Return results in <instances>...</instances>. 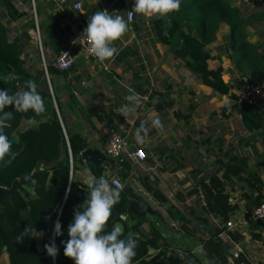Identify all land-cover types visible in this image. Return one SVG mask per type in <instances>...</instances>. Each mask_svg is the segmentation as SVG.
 Instances as JSON below:
<instances>
[{
    "label": "trees",
    "instance_id": "16d2710c",
    "mask_svg": "<svg viewBox=\"0 0 264 264\" xmlns=\"http://www.w3.org/2000/svg\"><path fill=\"white\" fill-rule=\"evenodd\" d=\"M19 2L31 7V0H0V7L4 11V14L0 13V18H6L7 24L19 22L27 15L18 9ZM35 11L38 19L43 17V22L38 25L42 48L46 47L47 38L56 58L61 51L57 48V39L54 35L58 24L43 14L36 1ZM249 23V20L243 18L236 9L221 0H181L178 12L163 18L153 16L149 30L155 42L166 47L174 57L181 59L184 67L195 76L200 85L209 87L222 96H228L234 103L232 108L241 115L243 127L249 131H261V143L264 145V113L250 110L245 104L238 102L236 94L230 93V85L223 81V68L211 70L208 67L210 53L207 47L213 43L219 25L225 24L229 30L226 51L233 68L248 82L264 84V53L259 52L258 47L249 42L247 33ZM33 30L35 24L30 20L24 27L22 36L10 41L7 28L0 20V90L8 89L11 94L23 88L26 80L31 79L38 83L37 78L27 68L13 64L9 58L12 54L22 55L23 45L30 42L28 32ZM36 51L39 54L38 48ZM43 55L50 78L61 77L68 86L72 79L73 86H78L79 76L75 75L74 65L69 71H60L54 68L53 60H47L45 53ZM72 74L74 76L71 77ZM51 88L57 111L53 108L51 116L45 113L42 117H36V123H29V118L34 115L31 111L23 114L15 113L14 106L5 108L6 112H12L15 117L8 121L5 131L14 141L13 151L17 154L7 166L0 165V188L9 189L15 180L19 181V185L18 190L11 196L0 197V264H75L74 260L64 255V242L69 239L67 229L74 216L68 214V205L73 203L80 206L87 198V184L77 177V172L84 167L93 178L103 175L110 180L112 177H118L123 183H128L131 178L133 168L125 162L117 171V162L110 158L109 169L94 167L82 161L81 152L89 148L86 139L76 127L69 128L65 123L66 117H74L80 113L81 108L71 88L67 90L68 99L65 106H62L52 82ZM170 89V86L166 87L167 95ZM38 90L45 101L53 102L49 88L39 86ZM150 98L152 99V96ZM164 106L166 103L163 100L152 105L158 113ZM97 111L88 112V115L96 114L99 121L105 118L110 127L118 128L119 117ZM98 113L104 115V118ZM184 118L187 121L190 119L189 116ZM43 119H46V122H43ZM261 155L264 158V150ZM263 160L261 159L258 166L264 165ZM37 163H41V167L33 174ZM218 167L219 172L221 171L220 177L217 171L207 181L203 179L198 181L188 191L187 195L196 204L199 203L200 196H203L207 211L221 218L223 222L228 221L230 214L238 210L236 204L230 203V195L226 192V185H232L233 180L241 185L242 190H246V193L242 194L245 208L252 209L264 201V194H261V191H264V183L249 170L246 158L238 159L227 154L223 161L218 162ZM139 182L158 204L168 203L167 197L152 188L147 177H141ZM249 188L256 192L254 197L248 195ZM177 199L183 201L184 196L179 194ZM64 200L65 204L61 209ZM128 203V195L123 189L120 191V201L113 209V216L106 231L119 224L124 229L122 238L131 235L137 240V255L132 264H201V261L189 252L190 257L187 259H181L172 253L168 256L160 249L163 238L156 227L146 218H136L129 213ZM166 213L171 221L180 222L179 227L187 236H192V232L200 233L203 237L201 242L203 249L213 264H250L245 256H239L232 262L228 260L227 251L223 249L220 238L223 230L210 227L206 218L194 216L193 220L186 219L171 204L166 207ZM155 214L157 215V212ZM48 217L51 219H47ZM57 220L62 225L63 233L58 237L54 235ZM27 225H33L43 235L31 239L26 237L22 242H18L17 237ZM141 227L145 228V234L140 231ZM258 227L256 224L250 228L251 237L262 242L261 235L253 233ZM228 235L235 241L242 237L236 231H230ZM50 240H55L59 249L55 259L50 257L44 248ZM262 244L264 246V242Z\"/></svg>",
    "mask_w": 264,
    "mask_h": 264
},
{
    "label": "crops",
    "instance_id": "0c3cea01",
    "mask_svg": "<svg viewBox=\"0 0 264 264\" xmlns=\"http://www.w3.org/2000/svg\"><path fill=\"white\" fill-rule=\"evenodd\" d=\"M35 1L41 2L39 9L46 17L52 18L58 24L54 35L57 39V48L61 51L73 47L75 38L83 34L88 18L96 11L108 10L110 13L124 16L127 20V14L134 6V0H69L71 4L75 1L82 2L81 12H75L67 7L57 8L47 0H34V4ZM221 1L236 9L243 18L249 20L248 40L257 46L259 52L263 54L264 0ZM31 11L33 12V9ZM34 12L36 14L35 10ZM152 18L135 15L132 23L128 22V32L115 42L119 54L114 60L106 61L110 69L108 72L100 70L91 58L82 53L75 56L73 65L76 67L75 75L79 76V83L76 87L73 86L74 82L70 78L69 85L71 87L61 77L50 78L47 73V79L44 70L38 69V72L32 74L37 78L38 84L42 88H48V84L51 87L52 82L62 101V106H65L68 99L67 90L70 88L73 90L81 111L74 117L66 118H69L72 128L76 127L79 130L89 147L103 150L104 136L110 125L104 115L98 113L104 118L99 121L96 114L89 116L88 112L95 113L99 110L119 117L118 126L123 127V130L128 134L130 147L133 150L142 149L148 158L146 164L154 168L152 171H147L144 164H139L133 167L131 173L138 181L141 177H147L152 188L159 190L167 199L173 195L174 199L179 202L177 199L179 194L189 197L187 189V191L191 190L202 179L207 181L212 175L214 167L212 169L208 166L201 167V164L195 171V164L199 161L200 163L205 162L206 157H213L215 153L219 156L217 159H221L220 161H223L222 158L227 154L238 159L246 158L249 170L254 172L257 179L264 183V165L258 166L261 159H264L261 155L264 145L261 143L262 137L257 136L258 131L246 130L241 124V119L237 117V112L232 108L234 103L228 96H222L209 87L200 85L195 76L184 67L181 59L174 57L166 47L155 42L149 30ZM37 20L39 25L43 22V17L37 18ZM228 41V27L225 24H220L213 43L207 47L210 53L208 67L211 70L218 67L223 68V81L230 85V93L235 94L247 80L237 73L228 58L226 51ZM42 52L45 53L47 60L55 59L47 38L46 47L42 48ZM9 58L11 59V55ZM41 58L44 60V55ZM129 74H131L130 77ZM70 76L72 77L74 74ZM81 82H84L85 86H82ZM167 86L171 87L168 95L166 94ZM130 89H134L139 94L141 103L135 112L124 117L121 109L127 103L124 98L130 94ZM162 100L166 106L158 113L152 105L160 103ZM156 116L164 124L163 131L151 127V120ZM186 116L190 117L188 121L184 118ZM141 123L149 127L148 141L144 145L138 144L135 139V130ZM208 140L210 143H207ZM149 158L153 164L148 162ZM205 170H208L207 174L204 173ZM77 177L87 184L92 176L89 170L83 167L77 172ZM232 182V185H226V192L236 198L235 200L230 199L231 202L233 201L231 204H236L240 209L245 204L242 194L246 193V190H242L241 185L236 184L235 180ZM261 194H264L263 190ZM248 195L254 197L256 192L249 188ZM190 199L192 198L190 197ZM160 205L165 206V204H159L158 209H160ZM157 216L154 217L157 219ZM166 216L167 224L164 223L165 220L154 221L151 216L146 219L156 227L162 236L161 245L166 250L172 248L186 249L185 251H187L188 247L185 243L188 241L178 239L177 235L168 228L171 220L167 213ZM250 226L251 228L255 227L251 224ZM140 231L145 234L144 227H141ZM234 231L236 229L231 232ZM253 233L260 234L262 242H264V231L260 226L253 230ZM245 241L242 236L235 242L244 244ZM254 241L260 244L264 250L262 242ZM262 255L264 256V253ZM245 257L250 264H263L254 260L249 254Z\"/></svg>",
    "mask_w": 264,
    "mask_h": 264
},
{
    "label": "clouds",
    "instance_id": "9594fccd",
    "mask_svg": "<svg viewBox=\"0 0 264 264\" xmlns=\"http://www.w3.org/2000/svg\"><path fill=\"white\" fill-rule=\"evenodd\" d=\"M180 7L181 0H134V6L129 11V18L133 15L163 18L178 12ZM128 30L129 24L124 16L110 13L108 10H98L88 18L87 27L81 38L89 43L90 53L103 63L114 60L119 54L115 42L120 40ZM38 89V83L30 79L24 82L23 88L14 93L9 94L8 89L0 90V165L7 166L17 154L13 151L14 141L5 131L8 121L15 117L12 112H6L5 108L14 106L15 113L23 114L31 111L34 115L29 118V123H36L35 118L42 117L47 110L45 100ZM129 91L130 94L124 98L127 103L121 109L124 117L135 112L141 103L139 94L134 89ZM151 127L160 131L164 130V124L158 116L151 120ZM148 132L149 127L144 123L136 128L135 139L138 144L147 143ZM33 183H35L34 180ZM86 187L87 198L83 210L75 211L67 229L69 239L64 242V255L74 260L75 264H132L137 255V240L131 235L122 238L124 229L119 224L114 225L110 231H106L113 216V209L120 201V189L117 182L110 181L102 175L89 180ZM61 228L62 225L57 220L54 226L55 236L63 234ZM42 235L43 233L37 231L33 225H27L17 237V241L22 242L26 237L39 238ZM44 248L50 257L56 258L59 249L55 240H50ZM193 254L200 257L201 264H213L202 246L194 248Z\"/></svg>",
    "mask_w": 264,
    "mask_h": 264
},
{
    "label": "built area",
    "instance_id": "2783aa9c",
    "mask_svg": "<svg viewBox=\"0 0 264 264\" xmlns=\"http://www.w3.org/2000/svg\"><path fill=\"white\" fill-rule=\"evenodd\" d=\"M47 1L57 6V8L67 7L75 12H81V10L83 9V5L81 1H75L72 4L69 2V0H47ZM31 7L33 9V18L35 20V30L38 35L37 45H38L40 54L42 56L43 52H42L40 35H39L37 17L34 12L35 10L34 0H32ZM134 17L135 15L129 18V12H128L127 20L129 23H132ZM82 35L83 34H80L79 36L75 38L72 48H68L66 50L61 51L59 56H57L52 61L54 68L60 71H69L73 66L75 56L82 53L83 55L91 58L100 70L104 72L110 71L109 64L106 61L101 63L97 60V58L94 55L90 53V45L86 41V39L81 38ZM42 61H43L42 67L45 72V76L48 79L46 64L44 60ZM81 85L85 86V83L81 82ZM48 88L53 98L50 84H48ZM235 94L238 97L239 103L245 104L246 107L249 108L250 110L257 111L259 113H264V84H258V83H252V82L246 81L239 87V89H237ZM53 103L55 107L54 98H53ZM237 117L241 119V115L239 113H237ZM104 139H105V146L102 152L106 155L108 159L110 158L117 162L118 164L117 171L121 169L122 163L124 162L129 164L132 168L135 165L144 164L145 169L147 171L154 170V168L146 164L147 157L142 149H136V150L131 149L130 142L128 139V134L123 130V127L118 126V128H115V129L112 127L107 128ZM217 171L219 172V167L213 168L212 175L215 174ZM220 175H221V171L219 172L218 176L220 177ZM92 178L93 177H91L90 180ZM111 180H115L117 182L120 191L124 189V186L126 183H123L118 177H112L110 181ZM129 183H132L135 189L138 190L140 194L152 206L159 205L153 199V197H151V195L144 190V188L141 186L138 179L132 173H131V178L129 179ZM170 197L174 198V196L172 195V196H169L168 199ZM190 201L187 200V202H190ZM230 203H232L231 200H230ZM180 204H181L180 201L172 202V205L182 216L186 217L189 220H193L194 216L200 217V218H206L210 227L218 229V230H223V232L220 235V238L222 239V242H223L222 247L224 250L227 251V254H228L227 258L230 262H232L234 259L238 258L239 256H246V254L244 253V250L242 249V243L235 242L228 235V232L233 231V229H235L236 224L240 223L241 220L243 219L246 220L250 224L256 221H260L257 224L258 225L261 224L259 226L262 227L261 229L264 231V201L256 205L252 209H248V208H245L244 206H241L240 209L235 210L230 214L229 219L226 222H223L221 218H218L213 213L207 211V204L203 196H200V200L198 204L191 205V206L189 205L188 208L183 209L181 211L178 208V205ZM169 225L171 229L179 230V227L175 221H170ZM224 238H226L227 240H225ZM160 249L163 250L168 256H170V254L172 253L173 255H177L178 257H183L186 259L190 257V254L185 250H181V249L166 250L162 245L160 246Z\"/></svg>",
    "mask_w": 264,
    "mask_h": 264
},
{
    "label": "rangeland",
    "instance_id": "374dc122",
    "mask_svg": "<svg viewBox=\"0 0 264 264\" xmlns=\"http://www.w3.org/2000/svg\"><path fill=\"white\" fill-rule=\"evenodd\" d=\"M40 4H41V2L38 1L37 2V6L40 7ZM31 6H32V2H31ZM30 8L31 7H28L27 4L20 3L18 5V9L21 12H26L27 13V15L25 17H23L19 22L17 21V22H12V23L7 24L6 23V18H0L2 23L7 28L8 37H9L10 41H13V40L17 39L18 37L22 36V32L24 30V27L26 25H28V23H30V20H33V22L35 24V20L33 18V12L30 10ZM0 13L4 14V11H3V9L1 7H0ZM28 34L30 35V42H28V43L25 42V45H23L24 47H23V50H22V53H21L22 55L18 56L17 54H12L11 55V61H12L13 64L19 63V64H15V65L24 66L31 73L34 74V72H38V69L43 70V67H42L43 66V61H42V58H41L40 51H39V54L36 51V48L38 47V45H37L38 35H37L36 30L35 31H30ZM45 104H46V109H47L46 110V115L51 116L52 110H53V108H55L54 107V103L50 102V101H45ZM218 157L219 156L215 153V156H213V157H206L205 158L206 161L203 162V163H200V161L198 160L199 162H197L195 164L196 165L195 171L198 170V167L201 164H202L201 167L208 166L210 169H212L213 167L216 168L217 165H218L217 162L221 160V159H217ZM222 159H224V158H222ZM148 162L150 164H153V161L151 160V158H149ZM213 164H215V165H213ZM207 171L208 170H205L204 173L207 174ZM153 178H154V176H153ZM187 190H186V192H188ZM188 199L190 201V197L185 196L183 202H180L181 204L178 205V208H179L180 211L183 210V209L188 208L189 205L190 206L191 205H196L194 200H191L190 202H187ZM230 199L235 200L236 198H234L232 195H230ZM173 201H177V200H175L174 198L170 197L169 198V202L170 203L168 202L167 204H165V206H161L160 205V209H158V206H153V208L157 211V215H158L157 219H156V217H152V218H154V221L158 220L160 222V220H165L164 223L167 224V219L168 218L166 216V207L168 206V204H172ZM2 202L4 204V201H2ZM184 218H186V217H184ZM176 223H177L178 227H179V225L181 226L180 222H176ZM259 225H261V224H259ZM168 228L172 232H174V234L177 235L176 237L178 239L180 238V239L188 241V243H185V245L188 247L187 248L185 246L187 248V252L193 254V249L196 248L197 246H201L202 237L200 236V233L199 232L198 233L197 232H192L190 227H189V230L192 232V236H187L185 234V232L183 231V229H181L180 227H179V230L171 229L170 225L168 226ZM250 228H251L250 223H248L244 219L241 220L240 223L236 224L235 229H236L237 233L240 234L241 236H243V238L246 240L244 242V244H242V249L244 250L245 254L247 253V254L251 255L254 258V260L260 261V262H262L264 264V256L262 255L264 253V250L260 246V244H258L257 242L254 241V239H252L251 233H250L251 232ZM260 228H262V227H260ZM235 229H233V230H235ZM224 239L227 240L226 238H224ZM194 256H196V255H194ZM196 257L201 261L199 256H196Z\"/></svg>",
    "mask_w": 264,
    "mask_h": 264
},
{
    "label": "water",
    "instance_id": "95a60500",
    "mask_svg": "<svg viewBox=\"0 0 264 264\" xmlns=\"http://www.w3.org/2000/svg\"><path fill=\"white\" fill-rule=\"evenodd\" d=\"M55 109H57L56 105H55ZM43 122H46V119H43ZM65 123L67 124V127L71 128L69 118L65 119ZM257 136L261 138L262 132L258 131ZM80 156L83 162L91 164L94 167H102L105 169L110 168L109 159L101 150L97 148L89 147L86 150L82 151ZM40 167H41V163H37L35 166V170L33 171V174H35L40 169ZM18 185H19V181L15 180L13 181L9 189L0 188V197L11 196L15 191L18 190ZM124 191L128 195L129 213L134 215L136 218H146L147 216H151V217L156 216L155 209L153 208V206L140 194L138 190L135 189L132 183L129 182L126 183L124 186ZM64 204H65V200L63 201L61 209L64 207ZM83 205L84 203H82L80 206H77L76 204L73 203L69 204L68 214L74 215L75 211L81 210L83 208ZM258 222L260 221L253 222L251 225L255 226ZM44 257H46V253L44 254Z\"/></svg>",
    "mask_w": 264,
    "mask_h": 264
}]
</instances>
